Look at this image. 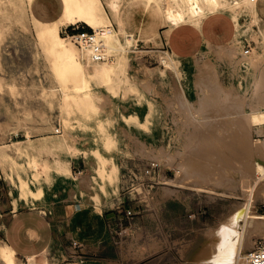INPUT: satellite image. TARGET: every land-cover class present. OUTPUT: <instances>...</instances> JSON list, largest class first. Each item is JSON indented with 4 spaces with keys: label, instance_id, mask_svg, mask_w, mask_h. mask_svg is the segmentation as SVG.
Returning <instances> with one entry per match:
<instances>
[{
    "label": "crops",
    "instance_id": "0c3cea01",
    "mask_svg": "<svg viewBox=\"0 0 264 264\" xmlns=\"http://www.w3.org/2000/svg\"><path fill=\"white\" fill-rule=\"evenodd\" d=\"M35 1L32 0L31 9ZM219 18L207 21L203 32L181 26L167 34L165 26H151L150 32L156 30L158 33L155 43L143 37L130 46L137 47L136 53H128L127 60L136 87L143 94L140 103L134 96L124 99L120 92L113 93L96 79H90L86 67L85 83H93V106L79 117L81 125H74L68 140L71 176H54L50 183L41 182V194L27 198L19 197L18 188L11 187L8 181L1 183L0 241L3 244L0 246L12 249L14 264H24L23 259L39 264L52 245L61 247V240L68 251L83 253L89 260L116 246L117 241L111 235L114 207L124 203L125 198L113 193L126 190L131 174H143V170L164 157V153L174 157V166L167 167L159 161L156 177L150 180L152 185L155 183L158 189H163L166 184L163 179L175 177V164L181 163L179 153L207 136V118L202 112L210 88L199 83L200 75L208 72L209 78L222 87L221 94L227 91L233 97L235 92L239 93L237 96L246 100L245 110L250 109V104L260 108V99L254 91L259 77L258 64L244 55L236 61L226 52L232 49L228 46L220 55L215 48L222 44L211 43L207 37L211 20ZM124 23L126 28L125 20ZM111 24L113 28L118 27L112 19ZM182 27H188V32L174 33ZM126 31L135 38L131 31ZM221 38L223 40L224 36ZM156 48L168 53V65L149 55L148 52ZM209 61L211 68L207 69L205 64ZM106 96L105 100L101 99ZM133 112L140 121H147L148 129L123 121L122 114ZM254 128L264 140V124ZM181 181L171 185L178 194L183 190H196L192 182ZM30 186L35 192V185L31 183ZM182 197L179 195V199Z\"/></svg>",
    "mask_w": 264,
    "mask_h": 264
},
{
    "label": "rangeland",
    "instance_id": "374dc122",
    "mask_svg": "<svg viewBox=\"0 0 264 264\" xmlns=\"http://www.w3.org/2000/svg\"><path fill=\"white\" fill-rule=\"evenodd\" d=\"M258 2L259 0H257V6H259ZM120 3L123 11L122 16L127 25L126 30L131 31L138 39L147 37L151 42L155 40V36L149 37L142 33L145 30L150 31V27L153 26L141 13L144 6L143 1L120 0ZM106 10L108 11L107 7ZM32 11L40 20L50 21L60 13L61 2L60 0H36ZM257 11H260L259 8ZM109 15L114 23L118 22L117 15L114 16L110 13ZM237 15L235 28L226 18L215 19L214 22L211 20L212 23L206 32L207 37L211 43L222 44L215 48L220 55L225 51V47H232L237 52L236 61L243 57L241 55L243 44H248L252 48L250 56H260L257 59L258 73L264 75V15L258 12L259 19L255 20L245 9L240 10ZM81 24L85 28L87 27L85 23L78 22L74 25L62 24L60 26L57 24V29L59 34L66 36L74 46L76 44L69 36L74 32V28ZM114 28L117 27L114 26ZM163 28L168 34V28ZM187 29L188 27H182L174 33L183 35L188 32ZM35 35L37 36V32L28 10L20 21L8 22L0 17V138H2L0 147L3 146L4 152H6V155H0V187L1 183L8 181L11 183V187L18 188V175H24L21 172L22 164L27 165V157L21 156L18 149L26 143L28 138H34L38 134L40 136L55 133V129L62 132L67 128L73 132L74 125H81L79 117L91 111V109H78L70 100L62 99L59 90L62 83L52 69L53 56ZM221 36H224L223 40ZM74 48L79 61L83 63L79 49L75 46ZM131 48L133 52L129 53H136L137 47ZM157 50L158 48L148 53L158 61L160 54ZM84 70L87 71L86 66ZM68 78L67 90L69 92L75 85L83 87L84 91L94 95L92 82L80 83L79 74L69 75ZM213 82L211 80L212 84ZM96 83L98 85V82ZM55 87L57 90L53 94L51 90ZM214 91L210 89L207 96L214 97L217 94ZM241 91L240 95L244 97ZM260 92L263 93L259 94L261 95L259 109L264 110V90L261 89ZM234 94L238 95L239 93L235 92ZM236 95L232 97L234 99L232 101H235ZM232 98H229L230 102ZM205 108L202 112L205 118L208 115H214L213 111ZM205 112L207 116H205ZM231 112L227 110L228 114ZM64 118H67L66 122H64ZM24 119L26 120L24 121ZM206 125L208 130L212 127L219 134L227 137L234 128V121L227 127H222L219 118H211L207 119ZM252 134L254 138H262L257 134L255 128H253ZM202 143L203 141H200V144ZM240 153L245 157L250 155L249 151L241 152V149L237 148V152L233 151L230 158L233 161H238L241 157ZM49 156L45 158H50ZM180 157L182 161L184 153H181ZM157 161L159 163V161H163V158L160 157ZM203 162V167H205L204 164L207 160ZM41 166L39 165V167ZM42 167L41 171L44 169ZM215 168L214 170L207 162V180L200 176L198 179L189 177L181 181V183L192 182L193 185H196L195 182L201 183L206 186L204 188L206 190H183L179 194L171 186L177 182L169 183L167 182L169 178L163 179L166 183L163 185V189H158L155 183L152 185L150 182L145 189H140L139 183L144 179L143 174L141 172L131 174L128 188L113 193L115 196L121 195L125 198L124 203L120 202V204L118 203L120 206L114 207L115 215L111 226V235L117 241L114 248L101 255H95L96 259L89 260L83 253L68 251L66 244L59 239L61 247L52 245L46 257L39 264H186V259L199 250L204 232L233 206L242 201L240 191L235 187L226 188L227 186H218L212 183L214 181L211 182V177L220 176L221 168ZM28 172L32 178L31 170L29 169ZM168 173L170 174V171ZM233 174L236 175L235 172ZM44 181L45 179H41V182ZM214 183L220 184L221 182L218 180ZM179 195L183 197L179 199ZM255 209L259 214H264V198L257 199ZM252 240L254 245H258L259 241L264 240V236L254 234ZM0 244H2L1 241ZM71 250L76 249L72 248ZM23 263L32 264L26 259H23ZM0 264H4L1 254Z\"/></svg>",
    "mask_w": 264,
    "mask_h": 264
},
{
    "label": "bare ground",
    "instance_id": "6f19581e",
    "mask_svg": "<svg viewBox=\"0 0 264 264\" xmlns=\"http://www.w3.org/2000/svg\"><path fill=\"white\" fill-rule=\"evenodd\" d=\"M142 1L144 6L141 9V13L146 17L148 23L154 27L165 26L168 28V33L181 26H189L197 31L203 32L204 24L210 19L218 17L228 19L235 28L238 18L237 14L240 10L244 9L255 20L259 19L258 12L264 15V0H259V6H257V0ZM31 2L32 0H0V17L8 22L20 21L26 11H29L38 38L45 44L48 52L53 56L52 69L62 83V86L59 88L62 99L70 100L78 109L89 110L92 108L93 95L84 91L83 87L74 85L71 92L67 90L69 75L80 74L82 83H85L84 67L86 66L89 69V77L99 81L101 83L100 85L105 86L113 93L120 92L124 99L134 96L137 103L142 101L143 94L136 87L133 76L129 71L127 60L128 53L130 51L133 52L130 46L138 38H132L126 31L120 0H61L62 10L60 15L50 21H43L37 18L31 9ZM258 8L260 11H257ZM109 13L119 17L117 28L112 27ZM24 19L26 18L24 17ZM22 22L24 23V21ZM78 22L85 23L90 27L89 29L94 31L95 38L103 45L106 61H92L90 59V49L86 48L80 53L84 61L81 63L74 48V46H77H73L66 36L64 37L59 34L57 24H60V26L62 24L74 25ZM200 26L201 29H199ZM142 33L149 37H156L158 35L156 30L153 33L149 30H145ZM121 39L125 45L122 44ZM226 52L229 53L231 58L235 59L237 55L236 51L229 49ZM159 54L160 57L158 58L162 64L168 65V53L159 51ZM251 54L245 55L242 53L241 55L250 56ZM257 59V56L249 57V60H253L255 65L258 64ZM206 65L207 69L211 68L210 61ZM198 78L199 83H204L205 86L207 85L208 88L217 92L214 97H205V107L214 113L212 116L208 115L207 119L219 118L222 127H227L234 121V128L229 132L227 137L222 136L212 127L210 130L207 128V136L203 140L192 142L193 144L190 148H185L186 151L180 152V155L184 153V158H182L181 163L175 164V177L169 178L167 182L175 183L177 180L180 181L186 178L188 179L189 177L198 179L200 176L207 180L208 162L214 170L216 169L215 167L221 168L220 176L217 175L215 178L211 177V182L219 180L221 182L220 184L212 183L218 186H227L226 188H230V186L235 187L240 191L242 201L239 204L237 202V205L233 206V208L216 220L204 232L203 241L199 250L186 259V264H246L245 258L247 251L258 246L257 244H253L252 235L260 234L264 236V214H259L255 209L257 199L264 198V140L254 138L252 134L254 127L264 124V110L257 109L256 105L253 104L249 105V110H245L243 108L247 104L245 98L241 99L235 94V101H232L234 99L230 94L226 93L227 91L221 94L222 87L220 88L216 81L213 82L215 85L211 83L208 72L205 75H200ZM254 86L255 95L257 98H260L261 95L259 94L263 93L260 91L261 89L264 90L263 74L259 75ZM56 90L57 88L55 87L51 91L55 94ZM105 98L107 96L104 98L101 97L104 100ZM229 98H232L231 102ZM205 107L204 109H206ZM227 110L232 111L231 114H228ZM205 116H207L206 112ZM122 119L127 124L148 129L147 121H140L135 112L126 115L122 114ZM63 120L66 122L67 118ZM58 130L55 129V133H47L40 136L38 134L34 138H28L26 143L18 149L21 156L27 157V165L24 163L21 168V172L24 175H18L17 186L19 197L27 198L29 195H40L41 179H45L46 183H50L54 176H71L72 169L70 170L67 156L71 150L68 140L72 136V131L67 128L62 130V132H58ZM200 141H203V143L200 144ZM237 148H240L241 152H244V150L249 151L250 155L245 157L244 154L242 155L240 153V159L233 161L230 158L231 153L233 151L236 153ZM5 153L3 146H1L0 155H6ZM163 155L164 157L162 158L165 165L174 166V157L171 154L165 155L163 153ZM47 156L50 158H45ZM206 160L207 162L204 164L205 168L203 167V161ZM39 165L43 166H41L44 168L42 171ZM29 169L31 170L32 178L29 176ZM233 172H235V176ZM213 173L215 175L216 171ZM31 183L36 187L35 192L30 186ZM195 184L196 190H206L201 183L198 184L195 182ZM97 210L100 211L98 206ZM0 254L4 258V264H14L13 251L10 247L7 245L0 246Z\"/></svg>",
    "mask_w": 264,
    "mask_h": 264
},
{
    "label": "built area",
    "instance_id": "2783aa9c",
    "mask_svg": "<svg viewBox=\"0 0 264 264\" xmlns=\"http://www.w3.org/2000/svg\"><path fill=\"white\" fill-rule=\"evenodd\" d=\"M76 46L80 49V53L86 48L90 49V59L92 61H106L103 51V45L95 38V33L92 29H87L83 25H78L74 28V32L70 35ZM252 48L248 44H243V54H251ZM159 166L158 162H152L143 170L144 179L139 183L140 189H145L151 179L156 177V169ZM148 180V181H147ZM147 181V182H146ZM146 183V185H145ZM246 264H264V240L259 241L258 246L247 251Z\"/></svg>",
    "mask_w": 264,
    "mask_h": 264
}]
</instances>
